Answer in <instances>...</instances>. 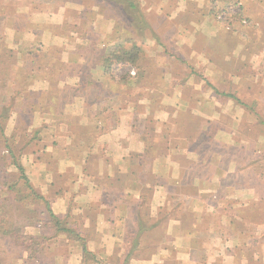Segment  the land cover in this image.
Segmentation results:
<instances>
[{"label":"crops","instance_id":"crops-1","mask_svg":"<svg viewBox=\"0 0 264 264\" xmlns=\"http://www.w3.org/2000/svg\"><path fill=\"white\" fill-rule=\"evenodd\" d=\"M140 1L150 23L155 13L173 23L175 39L188 27L197 32L209 3ZM240 2L255 34L240 39L236 50L213 49L215 35H208L210 46L194 52L206 57L194 69L207 72L210 89L203 91L198 74L171 64L172 53L154 41V51L149 48V36L141 56L157 63L127 64L124 79L105 75L88 59L92 47L79 52L75 28L90 27L99 49L110 45L115 22L105 3L0 0V55L24 57L12 66L29 72L33 79L24 84L37 88L36 102L45 106L36 117L46 121L38 130L49 158L30 161L31 183L47 190L53 212L65 215L106 264H264V0ZM8 39L17 46L9 47ZM52 40H61L63 59L44 69L35 56L48 55ZM30 61L36 66L28 69ZM58 68L65 79L48 74ZM237 85L258 86L257 113L236 110L222 93ZM0 87L14 89L17 81L2 77ZM51 88L74 90L63 92L60 111L46 110ZM50 247L52 264L81 263L78 242L60 236Z\"/></svg>","mask_w":264,"mask_h":264},{"label":"rangeland","instance_id":"rangeland-1","mask_svg":"<svg viewBox=\"0 0 264 264\" xmlns=\"http://www.w3.org/2000/svg\"><path fill=\"white\" fill-rule=\"evenodd\" d=\"M244 4V3H243ZM245 13V12H244ZM154 18L151 22V26L153 27V36H149V44L147 42V45L149 48L154 51V44L152 42L154 41L159 49H163L164 52H169L172 53L173 57L171 60V64H182L184 66H187L188 70H190L193 74H198V76L195 75V78L200 82V85L203 86L201 88L203 91H207L210 88L208 87L206 81L209 80V77L207 76V72L204 70H200L199 72H196L194 69L196 65H203L204 63L206 64V57H196V54H194L195 50H205L212 41H210V44H207V39H211L208 37V35H215V42L211 44L210 47H212L215 50H220L223 47H228L231 49H239V45L243 44L240 39H248L249 35L252 37L255 34V30L252 29V27H249L248 25H243L239 23L238 17H233V20L230 24V27L228 29H225L221 27L222 25L216 21L213 16L210 14H202V21L201 25L203 24V27L198 28L197 34L196 27H188L187 32L184 33L183 37L180 36V38L174 37L178 34V32L175 30V28L172 27L173 23L171 21H168L166 18L160 16V14L155 13ZM247 19L250 21L248 16L245 14ZM189 16H187V19L189 20ZM183 20V19H182ZM250 23V22H249ZM188 24V23H187ZM151 27V28H152ZM191 31L195 33L192 38L191 37ZM212 31V34L211 32ZM86 32V31H85ZM84 30L79 29L77 31L74 30V33L78 35V42H83V46L78 47L77 50L79 52L87 53V49L90 42L89 39L92 41H97L96 36L93 32L88 31L86 34V37H83L81 34L85 33ZM193 34V33H192ZM197 34V36H196ZM147 40V38L145 39ZM144 40V41H145ZM7 45L10 47H16L17 45L14 42V40L8 39ZM55 41V40H52ZM61 41V40H60ZM58 40L55 41L56 45L53 47L48 55H42L41 51L35 56L37 59L36 65H42V66H47L48 64H51L54 62L60 63L59 59H63V56H60L62 48L59 45ZM88 41V42H87ZM148 41V40H147ZM87 42V43H86ZM146 42V41H145ZM96 43V42H95ZM73 47L74 41L71 42L70 44ZM78 45V44H77ZM66 49L68 46H64ZM93 46H90V48ZM95 48V47H93ZM38 50L40 48H37ZM47 47H45L44 51L46 50ZM46 53V52H45ZM153 54V52H151ZM179 54L182 55L179 56ZM63 55H65L63 53ZM7 56V57H5ZM11 56V55H10ZM90 57L91 59L94 58L93 54ZM155 57V56H154ZM171 58V56H168ZM9 58V60H7ZM21 60L24 58L22 55H12V57H9L8 52L4 55L2 54L0 56V71L3 66V64H8V63H16L18 60ZM90 59V60H91ZM152 59V60H151ZM155 61V62H154ZM28 63V69L31 67L32 64L35 65L33 61L27 62ZM152 63H157L156 62V57L155 59L153 57H144V59L141 61L140 66H148L151 65ZM231 66L234 65L233 61L229 62ZM35 65V66H36ZM199 68H202L200 66ZM130 69V66L127 64H119L113 67L112 69V75L113 78L115 76H123L125 75L126 71ZM178 71V68H176ZM71 72H74V68L71 70ZM45 73H48L45 71ZM178 74L181 73V69L177 72ZM243 76L244 73L242 72ZM248 73V72H247ZM51 76L54 75L53 77L58 80L61 77V79H65L63 77V72L60 70H56L55 72H49ZM47 74V75H48ZM74 74V73H72ZM252 77L258 80L257 75L258 73L256 72H251ZM239 72H232V76H235L237 78L239 76ZM8 78L11 80L17 81V87L16 88H8L4 89L0 87V107L4 106L7 108L8 113L5 115V119L3 120L4 124V138H5V144L8 145V147L13 151V153L16 155V157L19 159V161L22 163L24 167L25 174L30 176V164L31 160H34L35 158H41L43 160L49 158V153L48 151H45V138L46 137H41V134H39V130L41 129V126H44L46 121H40L37 119L36 115L38 111L42 112V109L45 108L44 104L37 103V98H38V93L35 92L37 88L30 89L24 84V81H30L33 79V77L30 76L29 72H20L16 67H12L8 72H3V74H0V78ZM194 77V76H193ZM49 79H52L51 77ZM73 79V78H72ZM244 79V78H242ZM241 78L239 79H234V83H239ZM250 79V78H248ZM254 79V80H255ZM254 80L252 85H254ZM232 83V82H231ZM58 89V88H57ZM225 91H222V93H227L234 95L236 97L240 96L242 99H246L248 101H254L251 103H247L249 108L247 110L252 111V112H258V86H248V87H242V86H228L224 87ZM20 93L23 95L22 98H18ZM204 94V93H203ZM205 95V94H204ZM254 98L256 100H254ZM253 99V100H251ZM231 105L235 106L236 110H241L243 106L236 101L234 98H232ZM74 108L72 105L67 106V109ZM76 110V108H74ZM40 121V126H33V122H39ZM221 121V120H220ZM214 126V125H213ZM37 127V128H34ZM216 127V126H215ZM240 128L244 129V124H240ZM37 130V131H36ZM201 135V133H200ZM41 138L42 142H41ZM204 144V143H203ZM202 144V145H203ZM4 148V141L0 142V150L5 154L7 153ZM43 148V149H42ZM8 168V181L9 183H12L14 179L18 176L16 169L11 166L7 165ZM31 181V178H29ZM22 182H18L17 186H21ZM36 191L39 193H42L43 195H49L47 190L39 189L36 187ZM52 191V190H51ZM53 193V191H52ZM10 195V194H7ZM14 195V193H13ZM3 210L5 217L7 220L12 221L13 223L15 222H20L23 218V215H27L29 211L26 210L25 206L19 207V210L15 208V204L10 202V201H5L3 203ZM27 212V213H26ZM27 230H33L32 227H27ZM67 251V250H66ZM48 259L49 261L51 260L52 257V252L48 253ZM25 257V252L18 250L16 247H9L7 241L5 239L0 240V262L1 264H19L22 262V260ZM46 261V260H43ZM43 261H41V264H43Z\"/></svg>","mask_w":264,"mask_h":264},{"label":"trees","instance_id":"trees-1","mask_svg":"<svg viewBox=\"0 0 264 264\" xmlns=\"http://www.w3.org/2000/svg\"><path fill=\"white\" fill-rule=\"evenodd\" d=\"M96 1L109 5L107 15L113 18L115 24L111 36H108L111 40L109 41L110 45L107 47H101L99 49L95 40L92 41L89 39L90 44L88 47H95H92L90 54H93L95 61L101 65L104 74L109 77H113L112 69L119 64H129L132 67L138 68L144 59L141 56V44L148 35L153 36V27L146 16L141 1ZM238 1L241 0H209L208 8L202 14H210L218 21L216 19L217 13L230 5H235ZM218 22L226 28L224 23ZM81 29L84 32L86 31L81 34L82 38L86 37L88 31L93 32L90 27L86 28L87 30L84 28ZM74 30L77 31L79 29L75 28ZM81 46H83V42H78L76 49ZM86 49L88 50V48ZM9 57H12V55H9ZM87 58L90 59L89 57ZM12 64H3L0 74L8 72L14 67ZM52 64L58 65L60 63L53 62ZM43 67L45 69L46 66ZM58 69L60 70L61 68ZM60 71L62 72V69ZM126 74L120 78H126ZM206 83L210 85L208 81ZM66 91L68 92L67 95H73L74 90L70 88H51L49 94L51 96L50 99H53V101L50 105L48 104L46 110L60 111L66 101V96L62 97V94L63 92L66 93ZM225 95L234 98L243 107L249 108L248 104H245L238 97L231 94ZM6 113H8L7 108L4 106L0 107V142L4 141L3 149L7 152L4 154L0 150V240L5 239L9 247H16L18 250L25 252V257L19 264H41L43 260H46L43 261V264H52V261L48 259V253L51 252L50 244L60 236L78 242L82 257L80 264H106L95 252L88 249L86 237L68 225V219L65 215L55 214L51 209L49 200L43 194L37 192V189L32 185L28 176L25 174L22 163L8 145L5 144L3 120L5 119ZM7 165L13 166L18 174L12 183L8 181ZM18 182H22V185L17 186ZM7 200L14 203L17 210H19V207L25 206L26 210L29 211L28 213L26 212L27 215H23L20 222L13 223L5 217L3 203ZM27 227H32L33 230H27ZM35 228L39 231H35Z\"/></svg>","mask_w":264,"mask_h":264},{"label":"built area","instance_id":"built-area-1","mask_svg":"<svg viewBox=\"0 0 264 264\" xmlns=\"http://www.w3.org/2000/svg\"><path fill=\"white\" fill-rule=\"evenodd\" d=\"M233 17H238L239 23L243 25H248L250 22L245 16L243 4L240 1H238V3L235 5L228 6L226 9L220 11L216 15V19L224 23L227 28L230 27Z\"/></svg>","mask_w":264,"mask_h":264}]
</instances>
